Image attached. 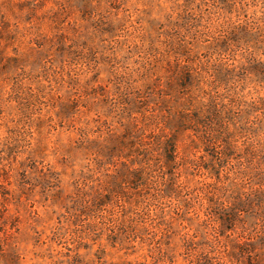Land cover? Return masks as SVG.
I'll return each mask as SVG.
<instances>
[{"label": "rangeland", "instance_id": "rangeland-1", "mask_svg": "<svg viewBox=\"0 0 264 264\" xmlns=\"http://www.w3.org/2000/svg\"><path fill=\"white\" fill-rule=\"evenodd\" d=\"M0 264H264V0H0Z\"/></svg>", "mask_w": 264, "mask_h": 264}]
</instances>
